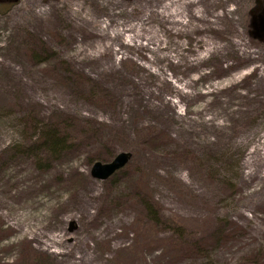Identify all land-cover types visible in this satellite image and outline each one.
Returning a JSON list of instances; mask_svg holds the SVG:
<instances>
[{"label":"rangeland","instance_id":"1","mask_svg":"<svg viewBox=\"0 0 264 264\" xmlns=\"http://www.w3.org/2000/svg\"><path fill=\"white\" fill-rule=\"evenodd\" d=\"M60 114L74 147L50 156ZM138 187L203 253L171 250ZM0 264H264V0L0 5Z\"/></svg>","mask_w":264,"mask_h":264},{"label":"trees","instance_id":"2","mask_svg":"<svg viewBox=\"0 0 264 264\" xmlns=\"http://www.w3.org/2000/svg\"><path fill=\"white\" fill-rule=\"evenodd\" d=\"M16 1L18 0H0V5L14 4ZM77 77L79 78V76ZM26 121L35 122L31 117L26 118ZM74 123L76 121L68 115L60 114V116H55V121L52 120L51 123L47 124V131H45L41 139L36 141V144L45 148L46 153L50 156L72 150L74 146L72 145L71 128ZM135 195L142 207L143 215L150 220L151 224L159 229L167 228L172 232V235L176 236L175 240H167L166 243L169 244L170 248L172 247L181 253H184V251L203 253L206 246L202 239L189 240L186 237L187 228L175 219H165L159 204L147 192L138 187L135 189Z\"/></svg>","mask_w":264,"mask_h":264},{"label":"water","instance_id":"3","mask_svg":"<svg viewBox=\"0 0 264 264\" xmlns=\"http://www.w3.org/2000/svg\"><path fill=\"white\" fill-rule=\"evenodd\" d=\"M132 154L121 152L117 154L110 162L97 161L92 166L91 174L93 177L105 180L112 176L118 170L124 168L130 161Z\"/></svg>","mask_w":264,"mask_h":264},{"label":"bare ground","instance_id":"4","mask_svg":"<svg viewBox=\"0 0 264 264\" xmlns=\"http://www.w3.org/2000/svg\"><path fill=\"white\" fill-rule=\"evenodd\" d=\"M180 15V13L176 10H170V13H167L166 16L168 17H173L176 20V16ZM192 65L194 62H192V60L189 61ZM31 235L33 237L34 240H36L37 243H40L42 245H46L47 247H51L52 245L54 246H61L64 244V239L62 235H52V236H48V237H44L42 235V233L40 231L37 230H31ZM56 253L58 254H67V252L65 251H56ZM70 254V253H68Z\"/></svg>","mask_w":264,"mask_h":264}]
</instances>
